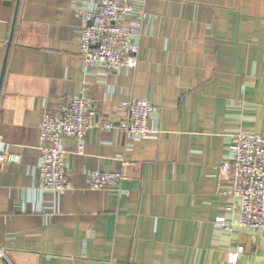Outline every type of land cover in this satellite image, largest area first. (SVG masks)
Returning <instances> with one entry per match:
<instances>
[{
  "label": "crops",
  "instance_id": "obj_1",
  "mask_svg": "<svg viewBox=\"0 0 264 264\" xmlns=\"http://www.w3.org/2000/svg\"><path fill=\"white\" fill-rule=\"evenodd\" d=\"M99 2L0 0V153L17 156L0 162V264H264V232L238 224L219 173L235 134L264 133V0H129L147 17L137 65L115 71L82 66ZM65 96L95 116L81 151L61 142L58 192L42 187L38 126ZM131 98L159 107L148 137L95 126ZM92 170L123 178L92 190Z\"/></svg>",
  "mask_w": 264,
  "mask_h": 264
},
{
  "label": "built area",
  "instance_id": "obj_2",
  "mask_svg": "<svg viewBox=\"0 0 264 264\" xmlns=\"http://www.w3.org/2000/svg\"><path fill=\"white\" fill-rule=\"evenodd\" d=\"M133 14L135 22L125 25L126 17ZM84 24L78 39L82 66L91 68L103 66L115 71L121 66L134 68L137 65L138 40L141 26L147 17L144 9L134 10L129 0H100L92 9L83 12ZM122 106L126 116L120 122L108 118L99 119L95 126L102 131L119 129L144 139L152 132L151 118L159 107L145 99L124 100ZM95 111L88 107L84 98L65 96L58 112H43L39 123L40 139L46 142L41 147L38 166L42 187L63 192L71 187L67 178V151L61 147L64 138L73 137L79 142L91 127L89 119ZM231 156L219 166V173L230 187L229 194L239 200L238 224L264 232V133L239 132L234 135L230 147ZM17 160V156L1 154L0 162ZM123 178L118 172L89 173V187L100 190L104 186ZM223 223L224 217L217 218ZM1 256V253H0ZM238 252L229 254L228 260L235 261Z\"/></svg>",
  "mask_w": 264,
  "mask_h": 264
}]
</instances>
